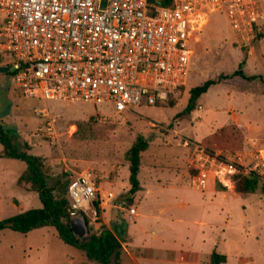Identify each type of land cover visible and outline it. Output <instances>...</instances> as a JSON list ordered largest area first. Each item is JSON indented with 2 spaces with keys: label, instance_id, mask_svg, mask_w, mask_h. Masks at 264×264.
I'll return each instance as SVG.
<instances>
[{
  "label": "rangeland",
  "instance_id": "obj_1",
  "mask_svg": "<svg viewBox=\"0 0 264 264\" xmlns=\"http://www.w3.org/2000/svg\"><path fill=\"white\" fill-rule=\"evenodd\" d=\"M257 3L264 15V0H257ZM260 29L254 30V37L249 41L240 42L222 13L207 12L193 31L189 74L183 90L171 100L173 108L168 104L160 107L143 103L133 107L131 112L118 114L111 105L105 104L94 106L56 100L43 103L22 97L14 88L12 74L0 72V120L19 140L25 139L31 144V154L42 155L48 173L68 172L71 177V171L94 172L101 205L97 223L88 224L86 232L88 228L99 231L105 227L104 221L109 228L118 225L124 232H134L137 237L133 245L128 237L130 234L121 239L123 264H140L136 259L133 261L128 252L134 256L143 255L141 264H167L154 257H144L148 253L143 248L149 245L157 249V255L170 247L193 248L201 252L198 262L170 261L169 264H211V254L205 253L214 249L226 256V262L222 264H264V195L259 191L247 194L237 191L241 173L257 170L264 180V166L258 165L254 169L259 163L257 156L264 149V19L260 20ZM242 61H245V74L257 76L256 79L232 76ZM11 62L12 57L0 50V64L10 66ZM220 75L223 76L221 81L197 99L196 107L189 115L175 117L185 108L191 88L207 80H216ZM45 105L53 120L54 141L41 127L44 119L35 113ZM78 123L82 125L80 131H77ZM138 136L148 141L147 150L141 153L140 183L148 184L152 174L162 185L173 180L186 188L183 201L187 200V205L172 211L177 217L170 223V229L165 222L157 220V212L162 208L154 203V194L149 193L146 200L139 196L141 192L128 195L126 152ZM182 137L199 142L201 148L213 151L222 159L200 158L191 149L182 168L181 155L174 157L177 152L182 154L186 150L180 145ZM176 163L180 165H174ZM235 166L241 168V173L231 168ZM24 168L22 161L0 157V196ZM200 170L208 174L202 190L192 187L190 182ZM211 185L215 194L208 190ZM14 188L19 192H30L27 187L15 185ZM9 195L8 205L0 197V220L15 215L20 207L16 196ZM166 197L161 196L160 201H176L174 196ZM128 198L130 201L126 202ZM122 203L136 209L132 221L120 208ZM28 205H31L29 209L40 208L38 196L35 195ZM162 207L167 209L166 205ZM182 214L187 222L184 227L190 236L188 240L177 232L180 225L176 220ZM164 257L174 259L176 254L164 251ZM70 262L91 264L83 251L64 244L51 227L28 234L9 230L0 233V264Z\"/></svg>",
  "mask_w": 264,
  "mask_h": 264
},
{
  "label": "built area",
  "instance_id": "obj_2",
  "mask_svg": "<svg viewBox=\"0 0 264 264\" xmlns=\"http://www.w3.org/2000/svg\"><path fill=\"white\" fill-rule=\"evenodd\" d=\"M209 11L222 13L240 42L253 38L264 19L257 0H0V49L12 57L14 88L22 97L105 104L128 113L164 101L186 84L193 31ZM35 113L56 140L46 105ZM183 145L200 158L222 159L194 141ZM257 158L254 169L264 166V149ZM256 171L244 174L262 177ZM207 177L200 170L192 187L202 190ZM70 179V218L95 225L97 176L82 170ZM120 208L132 221L136 210Z\"/></svg>",
  "mask_w": 264,
  "mask_h": 264
},
{
  "label": "trees",
  "instance_id": "obj_3",
  "mask_svg": "<svg viewBox=\"0 0 264 264\" xmlns=\"http://www.w3.org/2000/svg\"><path fill=\"white\" fill-rule=\"evenodd\" d=\"M245 61L239 63L238 68L232 73L233 77H240L246 80H254L257 76H247L243 71ZM8 73L12 74L11 71ZM223 78L220 75L216 80H207L203 84L195 86L189 90V98L185 108L177 112L175 117L181 118L189 115L196 107V101L204 95L210 87L218 84ZM186 85V84H185ZM185 85H181L174 93H170L164 101H157L154 105L163 107L166 104L170 108L174 107L171 100L177 92L183 90ZM77 131L82 129L80 123L77 124ZM20 143H19V142ZM0 144L2 151L0 157L16 159L25 163V169L17 180V185L27 187L37 194L41 203L40 208H32L10 217L0 220V232L10 230L21 234L51 227L55 230L59 239L66 245L74 247L84 252L86 259L91 264H122L123 248L120 241L111 230L106 227L99 231H91L88 228L86 236L79 237L74 234L69 216V199L67 196L68 187L71 182L68 172L50 174L45 168L44 158L31 154L29 144L10 133L0 120ZM148 148V141L141 136L126 152V159L129 163L128 183L130 189L128 195H133L140 190L138 178L141 167V153ZM213 154V152L211 151ZM237 191L242 194L259 191L264 195V180L260 176L251 172L240 174L237 179ZM99 202L96 203L98 207ZM86 225L88 222L85 219ZM87 230V227H86ZM226 262V256L213 251L211 254V264H222Z\"/></svg>",
  "mask_w": 264,
  "mask_h": 264
},
{
  "label": "crops",
  "instance_id": "obj_4",
  "mask_svg": "<svg viewBox=\"0 0 264 264\" xmlns=\"http://www.w3.org/2000/svg\"><path fill=\"white\" fill-rule=\"evenodd\" d=\"M1 23H2V19H1V21H0V25H1ZM1 38V37H0ZM2 39V38H1ZM0 42H2V40L0 41ZM1 50V49H0ZM0 67H3V65H1L0 64ZM185 139H187V138H185V137H182L181 138V147L182 148H185L186 150H184L185 152H182V154L181 153H179L178 154V152H177V154H175L174 155V157L176 158V156H178V155H181V157H182V168H184V165H186V163H187V158H188V156H189V152H190V154H191V148H189V147H186V146H184L183 145V140H185ZM24 141H26L27 142V140H25V139H23ZM187 140H190V139H187ZM197 142V141H196ZM28 143V142H27ZM199 143V142H198ZM29 144V146L31 147V144L30 143H28ZM1 153V152H0ZM35 155H39V156H42L41 154H35ZM178 163H176V164H174V165H177ZM178 165H180V164H178ZM177 165V166H178ZM177 166H176V168H177ZM186 167V166H185ZM25 169V168H24ZM23 169V170H24ZM23 170H22V172H23ZM21 172V173H22ZM74 171H71V173H73ZM140 172H141V167H140ZM139 172V173H140ZM21 173H20V175H21ZM153 173V172H152ZM155 173H157L156 171H155ZM19 175V176H20ZM19 176H18V178H19ZM138 178H139V175H138ZM159 178L157 177V176H152V174H151V178H150V182L148 183V184H141L140 183V190L139 191H137V192H141V193H143V194H141V193H139V196L140 197H142V199L143 200H146L147 198H148V195H149V193L150 194H154V196L152 197V198H154V203L159 207H161L162 209L159 211V212H157L159 215L157 216V220L159 221V222H165L166 223V225L168 226L167 227V229H170V223L171 222H175V217H177L176 215H174V212H172V211H174L176 208H178V207H182V208H184L186 205H187V200H184L183 201V199H186L185 198V189L186 188H184L180 183H176L175 181H173V180H170V181H167V182H163V184L164 185H162V183L161 182H159V180H158ZM18 180V179H17ZM17 180L15 181V182H13L10 186H9V188L7 187V189L5 188V190L7 191H5V193L2 195V196H0V197H3V200H4V202L8 205V201H9V197H10V193H13L14 194V196H16V198H17V200H18V202L20 203V207H19V209H17L15 212V214H17V213H20V212H22V211H25V210H28L30 207H31V205H28V204H30V203H32L33 202V200H34V198H35V195H37V194H33V193H35V192H33V191H30V192H26V191H24V192H19L16 188H17V186H16V188H14L15 187V185H17L16 183H17ZM139 181H140V179H139ZM178 182V181H177ZM167 183V184H166ZM10 188H11V191H10ZM12 188H14L13 190H12ZM99 189V193H98V202H99V207H100V205H101V193H100V188H98ZM170 190V191H169ZM208 190H209V192L211 193V194H215L216 193V191H215V188H214V186L213 185H211V186H209V188H208ZM136 192V193H137ZM172 192H175L173 195H172ZM135 194V193H134ZM164 194H166V195H164ZM177 195H179L178 197L180 198L179 200L177 199ZM161 196H167V197H172V196H174V198H175V200L176 201H166V202H161L160 201V197ZM166 197V198H167ZM1 200V199H0ZM171 200V199H170ZM25 201V203H23ZM128 201H130L129 200V198L126 200V202H128ZM183 201V202H182ZM26 204V205H25ZM41 204V203H40ZM27 205H28V207H27ZM124 205V203H122L120 206L122 207ZM163 205H166L167 206V209L166 208H163L162 206ZM129 207H131V208H134V207H132V206H130L129 205ZM135 209V208H134ZM166 209V210H165ZM136 210V209H135ZM165 211V212H164ZM179 217V220L177 219L176 220V223H178L179 225H180V227H179V229H177V232L178 233H180V235H182V236H186V239L188 240V238L190 237H188L187 235V229L184 227V224H187V222H186V220H185V217H184V215L182 214V215H180V216H178ZM104 223V225H105V227L106 228H108L109 230H111L112 232H113V234L117 237V239L120 241V243L122 244V241H121V239H123L125 236H126V234H130L129 233V231H125L124 232V230H122V229H120L119 228V226L118 225H113L111 228H109V225L107 224V222L106 221H104L103 222ZM41 229V228H40ZM35 230H39V229H35ZM5 231V230H4ZM10 231V230H9ZM32 231H34V230H32ZM32 231H30V232H32ZM46 231H50V230H46ZM1 232H3V231H1ZM0 232V233H1ZM30 232H28V233H30ZM27 233V234H28ZM56 233V232H55ZM153 234H155L154 232H153ZM181 236V237H182ZM131 240H132V245L134 244V240L136 239V235L134 234V232H131V234L128 236ZM196 238V237H195ZM185 240V239H184ZM185 242V241H184ZM202 242L204 243V240H202ZM195 244V243H194ZM194 246V245H193ZM183 248V247H182ZM29 249H31V247H29ZM143 249H145L146 250V253H148V255L147 256H144L145 258L147 257V258H151V257H154V259H159L160 261H165L167 264H169L170 263V261H173L174 263H175V261H178V262H185V263H192V262H198V261H200L201 259L199 258V255L201 254V252L199 251V250H197V249H193V248H188V249H186V250H183V249H180V247H178L177 249H174L173 247H170V248H165V249H163L162 250V253L159 255H157V253H156V248L153 246V245H149V246H144V248ZM164 251H170L171 253H175L176 254V257L174 258V259H167L166 257H164ZM213 251H216V249H214ZM212 251V252H213ZM200 252V253H199ZM212 252L209 250V251H207L205 254H212ZM128 254L130 255V257H131V259H133V261H135V259L136 260H138L139 262H140V264H141V261H143V255H139V256H134L133 254H130L129 252H128ZM145 254V253H144ZM211 256V255H210ZM204 259H202V261H203ZM125 262V261H124ZM128 262V261H127ZM136 262V261H135ZM173 263V264H174ZM69 264H71V262L69 263ZM73 264V263H72ZM123 264V263H122Z\"/></svg>",
  "mask_w": 264,
  "mask_h": 264
},
{
  "label": "water",
  "instance_id": "obj_5",
  "mask_svg": "<svg viewBox=\"0 0 264 264\" xmlns=\"http://www.w3.org/2000/svg\"><path fill=\"white\" fill-rule=\"evenodd\" d=\"M10 71L9 66L0 67V72L7 73ZM71 227L75 235L79 237L86 236V222L83 218H75L71 220Z\"/></svg>",
  "mask_w": 264,
  "mask_h": 264
}]
</instances>
